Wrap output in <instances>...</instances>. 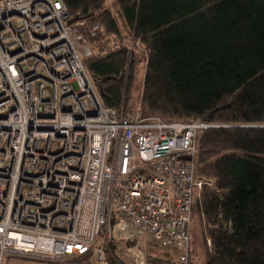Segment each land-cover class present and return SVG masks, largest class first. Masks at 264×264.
<instances>
[{
	"label": "built area",
	"instance_id": "built-area-1",
	"mask_svg": "<svg viewBox=\"0 0 264 264\" xmlns=\"http://www.w3.org/2000/svg\"><path fill=\"white\" fill-rule=\"evenodd\" d=\"M71 18L63 0H0V264H111V241L131 264L150 245L192 264L195 201L213 186L195 156L216 124L104 105Z\"/></svg>",
	"mask_w": 264,
	"mask_h": 264
},
{
	"label": "trees",
	"instance_id": "trees-1",
	"mask_svg": "<svg viewBox=\"0 0 264 264\" xmlns=\"http://www.w3.org/2000/svg\"><path fill=\"white\" fill-rule=\"evenodd\" d=\"M63 2L84 21L86 66L104 105L134 112L128 100L144 62V113L216 124L200 133L195 156L197 175L213 182L194 205L202 263L264 264V126H255L264 125V0ZM130 37L141 49L123 44ZM110 245L118 264L120 250ZM147 253L151 264H176L164 248ZM197 258L191 225V263Z\"/></svg>",
	"mask_w": 264,
	"mask_h": 264
},
{
	"label": "rangeland",
	"instance_id": "rangeland-1",
	"mask_svg": "<svg viewBox=\"0 0 264 264\" xmlns=\"http://www.w3.org/2000/svg\"><path fill=\"white\" fill-rule=\"evenodd\" d=\"M108 2H113V0H108ZM113 9V7H112ZM118 19L120 24H123V20L120 16V14H118ZM135 48H140L141 46H136ZM146 64L144 62H141L139 65V70L137 71V77L136 80L134 82V87L131 90V96L130 99L128 100V108H132L134 109V111L136 110H143V106L141 104V91H142V81L145 75V70H146ZM99 93V91H98ZM101 98V97H100ZM102 100V98H101ZM103 102V100H102ZM198 225V220L197 217L195 216L193 221H192V247L193 250L195 251V255H197V259H198V264H203V258H202V240L200 238V234L199 231H197V226ZM207 247H209V241L207 240L206 242ZM174 251V253H178V251H176L175 249H172ZM172 251V252H173ZM120 255L122 257V259L128 261L130 258L129 256H126L124 251H120ZM175 256H173L174 258ZM6 262L8 264H51L47 261H41V260H36V259H28L25 257H19V256H10V257H6ZM151 264V263H150Z\"/></svg>",
	"mask_w": 264,
	"mask_h": 264
},
{
	"label": "crops",
	"instance_id": "crops-1",
	"mask_svg": "<svg viewBox=\"0 0 264 264\" xmlns=\"http://www.w3.org/2000/svg\"><path fill=\"white\" fill-rule=\"evenodd\" d=\"M173 250L172 249H169V248H166L164 249V256L166 257H171V256H175V258L177 259V254L178 253H174V251L172 252Z\"/></svg>",
	"mask_w": 264,
	"mask_h": 264
},
{
	"label": "water",
	"instance_id": "water-1",
	"mask_svg": "<svg viewBox=\"0 0 264 264\" xmlns=\"http://www.w3.org/2000/svg\"><path fill=\"white\" fill-rule=\"evenodd\" d=\"M78 20H81V17H72L69 22L71 23V22H75ZM255 126H264V125H255ZM182 159L190 160L191 157L190 156H184V157H182Z\"/></svg>",
	"mask_w": 264,
	"mask_h": 264
}]
</instances>
